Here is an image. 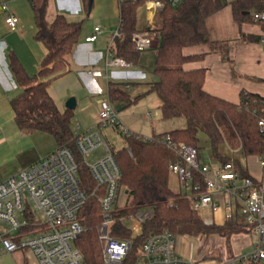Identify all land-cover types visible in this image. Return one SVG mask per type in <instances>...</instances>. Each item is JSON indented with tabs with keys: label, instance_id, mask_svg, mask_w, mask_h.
<instances>
[{
	"label": "trees",
	"instance_id": "obj_1",
	"mask_svg": "<svg viewBox=\"0 0 264 264\" xmlns=\"http://www.w3.org/2000/svg\"><path fill=\"white\" fill-rule=\"evenodd\" d=\"M91 2L92 0H88ZM146 0H124L119 5V30L123 38H115L112 51L133 64L140 61L142 51L135 48L133 34L149 26H138V9ZM223 0H185L173 6L166 3L155 18L154 31L159 42L156 50L153 73L157 76L149 82L148 91L157 92L163 119L185 117L187 125L162 134H171L175 141H183L200 149V133H205L214 159L225 163L231 158L223 153L229 144L240 147L246 156L264 159V131L258 121L264 117V97L242 91L240 103L218 97L204 89L205 68L185 69L184 63L200 59L204 54L187 55L186 46L209 43L213 51L228 54L226 41H212L206 19L218 10ZM234 17L238 21L252 20L254 10L264 9V0H232ZM48 0H33L37 27L36 38L42 41L47 54L38 75H30L15 56L10 67L21 92L11 99L15 112V125L24 132H46L57 146L73 149L79 162V181L89 194L97 187L89 167L82 162L77 149V133L73 127L72 109L61 111L48 91V84L63 75L68 68V56L79 43L82 21H71L58 13L52 22L46 19ZM264 22V21H259ZM129 82L111 81L109 96L130 105L132 98ZM161 134V135H162ZM127 144L113 149L121 168V185H125L128 199L123 206L115 207L112 235L132 240V249L121 264H134L141 256V248L152 232L169 229L174 234H186L194 238L218 234L225 238L226 245L234 234L247 232L242 224L228 221L224 224H206L194 209L185 193L175 191L170 185V163L179 158L165 143L145 140L142 135H125ZM242 174L245 171L239 160H234ZM150 212L141 221V230L134 234L126 224L125 217ZM84 231L76 241L88 264H106L103 244L99 238V225L103 220L102 205L98 198L90 195L78 213ZM203 248V247H202ZM243 264V263H242Z\"/></svg>",
	"mask_w": 264,
	"mask_h": 264
},
{
	"label": "built area",
	"instance_id": "obj_2",
	"mask_svg": "<svg viewBox=\"0 0 264 264\" xmlns=\"http://www.w3.org/2000/svg\"><path fill=\"white\" fill-rule=\"evenodd\" d=\"M124 0H118L120 5ZM185 0H146L145 8L152 15L164 8L166 3L173 6ZM2 7L7 9V4ZM254 21H264V9L252 12ZM7 26L19 30L20 17L15 13L6 16ZM149 29L134 32L135 48L144 51L155 47L159 42L154 31L153 19ZM95 26L88 41L96 40L102 33ZM123 38L118 30L111 36L106 57L107 66H130L131 62L113 53L115 38ZM264 41V36L262 37ZM99 127L113 124L125 135L129 129L118 116L108 96L99 99ZM264 131V117L259 121ZM77 133V149L97 187L87 193L80 185L79 162L72 148L57 146L34 162L0 181V253H13L19 250L31 251L40 264H88L83 252L76 245L84 231L78 213L90 195L98 198L102 205L103 220L99 225V238L103 244V257L106 264H121L132 249V240L112 235L113 211L122 192L121 168L110 144L104 140L98 129ZM143 137V136H142ZM165 143L175 151L178 160L170 163V171L179 179L185 194L198 212L208 211L212 215L225 211L226 222L232 221L245 226L256 236L252 249L237 255L234 260L240 264H264V159L259 157L263 167L260 179L245 175L236 167L234 160L208 165L201 162L199 148L183 141H175L171 134H158L143 137ZM99 147L105 155L94 162L88 158ZM233 153L240 148L231 149ZM35 204L36 210L31 206ZM150 212L135 215L139 223ZM204 222L215 224V216H207ZM226 261L221 264H229ZM134 264H195L191 257L177 251V235L169 229L152 232L141 248V256Z\"/></svg>",
	"mask_w": 264,
	"mask_h": 264
},
{
	"label": "crops",
	"instance_id": "obj_3",
	"mask_svg": "<svg viewBox=\"0 0 264 264\" xmlns=\"http://www.w3.org/2000/svg\"><path fill=\"white\" fill-rule=\"evenodd\" d=\"M223 1L225 3L207 17L206 23L212 41L228 43L227 57L221 51H213L209 43L190 45L184 47L185 54H204V56L185 62L183 67L187 70L205 68L204 89L234 103H240L242 91L256 93L264 97V41L262 40L264 22H257L253 19L241 22L236 20L232 10V0ZM3 3L7 4V9L2 7ZM89 3L88 0H48L46 13L48 22H52L58 13H63L71 21L83 22L79 43L68 56L69 63L66 72L48 84V91L61 111L69 109L66 102L71 96L76 97V108L72 110L74 115L76 112L78 116L83 114L82 109L87 108L88 100L94 103V113L98 116L99 99L108 96L111 101L112 97L108 92L111 81L129 82L127 89L130 92L133 87L143 82V78H147V71L151 70L145 65V57H141L137 64L131 63L126 67L106 65L111 37L103 30L98 34L96 40L88 41L87 36L93 33L95 26L92 28L91 22L84 25L86 19H80L84 13H87V17L91 15L92 9L89 10ZM99 3L100 0H92V8L95 4L99 6ZM109 4L114 5V0H109ZM11 12L20 17L19 30L13 31L6 24V16ZM147 12L146 24L139 23L138 16L140 28L148 26L151 19L155 22L156 14L152 15L150 11ZM36 32L33 0H0V169L3 171L2 174H5V177L0 181L56 147L53 137L46 132L28 133L17 128L15 112L11 105V99L22 90L16 83L10 67L11 57L15 56L28 74L32 76L38 75L42 69L47 48L42 41L36 38ZM155 58L156 52L154 67ZM154 78L156 79L157 76ZM150 114L151 112H148L147 116ZM160 115L162 117L161 110ZM180 118L164 119L170 122V127H164V129L160 127L153 135L185 127L187 125L186 118ZM98 122V117L94 124L80 119V125L86 129L84 131L96 129ZM201 135L207 138L205 133L202 132L200 137H202ZM42 144H45L46 147L40 148ZM237 148L240 147L235 148L226 144L223 147V153L231 160H239L241 167L249 172L245 175H252L245 161L246 156L242 151L233 153L231 150ZM213 161L216 164L221 163L216 159ZM199 214L203 219L210 215L215 216L216 224L226 222L224 210L215 215L208 211H201ZM246 233L251 232L248 230L232 235V252L230 254L227 252L225 238L218 234L212 235L222 237L225 245L223 255L214 254L210 248L203 249L201 245H196L199 239L186 234L177 235V251L185 257L193 258L195 264H221L230 260L233 262L229 264H240L234 258L245 253L241 249H235L233 238ZM212 235L210 236L212 237ZM253 243H251V248ZM0 264L40 263L31 251L19 250L13 253H0Z\"/></svg>",
	"mask_w": 264,
	"mask_h": 264
},
{
	"label": "rangeland",
	"instance_id": "obj_4",
	"mask_svg": "<svg viewBox=\"0 0 264 264\" xmlns=\"http://www.w3.org/2000/svg\"><path fill=\"white\" fill-rule=\"evenodd\" d=\"M147 15L148 12L145 10L144 6L140 7L138 12L139 23L146 24ZM80 19H86L84 25L91 22L92 28H94L96 25L100 26L106 32V34L111 37L119 28L120 17L118 0H114V5H110L109 0H100L99 6H96V4L93 6L91 15L89 17H87V13H84V16L82 18L80 17ZM155 52V48L142 51L141 57H145V65L151 70L147 71V78H143V82L138 84V86L133 87L130 91L131 97L136 99V101L126 106L123 100L111 98V103L118 111L119 118L123 121L129 131L142 135L143 137H153V133L157 132L160 127L164 129V127H170L171 125L169 121H165L160 115L159 105L161 100L157 92L148 91V81L153 80L155 79L154 77H156L153 74ZM87 103V108L82 109V115L78 116V113L76 112L74 115L73 127L78 132L86 130L80 125L81 118L87 120L88 123L91 124L96 122L97 117L99 118V114L97 116L94 113V103H91V100H88ZM148 112H151V114L147 116ZM181 118L184 119V117ZM96 129L100 131L104 140L107 141L113 149L122 148L127 144L125 134L113 124H108L103 127L97 126ZM201 136L199 149L200 160L201 162L210 166L215 165L216 163L213 161L214 159L211 155L208 139L204 135ZM45 147V144L40 146V148ZM103 155H105V150L103 147H99L91 154L88 160L89 162H94ZM245 161L252 175L257 179H260L263 176V167L259 160V156L246 157ZM2 172L3 171L0 169V180L5 177V174H2ZM170 185L177 192H185L179 179L172 172L170 173ZM127 199L128 196L126 187L123 185L118 206H123ZM31 206L34 210H36L35 204L33 202L31 203ZM135 217V215H130L129 217H125L124 221L126 220V224L132 227L134 234H138L141 230V221L139 223V220ZM255 240L256 236L251 233L238 235L233 238L234 247L235 249H241L243 253H247L252 249L251 243H253ZM196 243V245H201V247H203L205 250L208 248L212 249L214 254L219 256L224 254L225 245L222 237L220 236H202ZM227 252L228 254L232 252L231 242L230 244L228 243Z\"/></svg>",
	"mask_w": 264,
	"mask_h": 264
},
{
	"label": "water",
	"instance_id": "obj_5",
	"mask_svg": "<svg viewBox=\"0 0 264 264\" xmlns=\"http://www.w3.org/2000/svg\"><path fill=\"white\" fill-rule=\"evenodd\" d=\"M92 9V4L91 2L89 3V10ZM76 104H77V100H76V97L75 96H71L67 102H66V106L69 108V109H75L76 108Z\"/></svg>",
	"mask_w": 264,
	"mask_h": 264
},
{
	"label": "bare ground",
	"instance_id": "obj_6",
	"mask_svg": "<svg viewBox=\"0 0 264 264\" xmlns=\"http://www.w3.org/2000/svg\"><path fill=\"white\" fill-rule=\"evenodd\" d=\"M152 13V12H151Z\"/></svg>",
	"mask_w": 264,
	"mask_h": 264
}]
</instances>
